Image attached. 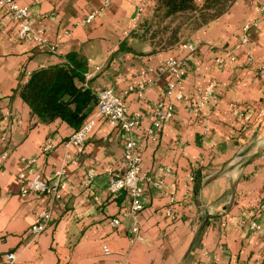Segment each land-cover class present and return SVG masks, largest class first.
<instances>
[{"label": "crops", "instance_id": "1", "mask_svg": "<svg viewBox=\"0 0 264 264\" xmlns=\"http://www.w3.org/2000/svg\"><path fill=\"white\" fill-rule=\"evenodd\" d=\"M11 1L29 10L46 44L18 40L17 24L0 9V264L8 255L13 264H264V0H222L208 11L214 18L187 25L166 48L133 33L136 0ZM152 10L147 0L144 19ZM69 55L86 62L93 94L112 88L138 116L137 128L99 119L77 149L66 146L71 127L31 116L21 88ZM169 59L183 67L182 98H167L173 117L152 130L154 107L172 82ZM210 84L212 97L198 109ZM128 142L147 179L136 237L128 220L110 226L128 200L106 188L109 172H123ZM59 169L66 188L58 200L20 195L19 174L50 181ZM48 211L47 230L34 238V220Z\"/></svg>", "mask_w": 264, "mask_h": 264}, {"label": "built area", "instance_id": "2", "mask_svg": "<svg viewBox=\"0 0 264 264\" xmlns=\"http://www.w3.org/2000/svg\"><path fill=\"white\" fill-rule=\"evenodd\" d=\"M147 0H136L137 18L139 19L146 8ZM1 11L8 16V18L18 26L17 38L20 41H30L37 45H45L46 42L42 38V32L35 30L31 27V15L29 10L25 7H20L11 0H0ZM259 19L264 21V6L258 9ZM93 16L87 18L85 23H90ZM138 21V20H137ZM183 49H187L190 52L194 51L193 46H182ZM55 47H50L51 52H55ZM165 68L170 72L172 76V82L166 88L164 97L160 103L154 107V118L152 121V130H159L166 125L173 117V108L167 103V98L175 95L177 100H181L182 96L176 92V87L182 81L184 72L180 62L169 59L165 63ZM264 79V74H261ZM88 75L85 76V81L88 82ZM87 87L86 84H83ZM142 91L143 87H139ZM214 91V84L208 85L199 101L196 103V107L200 109L203 107L212 97ZM96 98V114L89 118L81 128L76 131L69 141L66 143L67 147H74L81 149L92 130L94 129L96 122L99 119L108 121L112 126L122 130L124 132H130L137 128L139 125L138 116L127 114L125 104L119 99L112 88L107 87L103 90L97 91L95 94ZM52 148L51 141H47L44 144L43 152L46 153ZM123 157V172L113 173L109 172L107 181V192L111 197L125 193L128 200V206L123 211L119 218L113 219L110 222L112 228H117L122 220H128L131 224L130 234L132 237H136L138 234V219L139 213L142 210V193L143 183L147 180L146 176L141 172L140 169V157L137 153L135 145L128 142L124 148ZM31 163V162H29ZM63 170L59 169L53 173L50 181L42 179L40 174H34L28 178L24 173L19 174L18 179L20 182V195L27 197L31 194L38 196H45L49 200L56 201L60 198V194L66 188V182L63 180ZM93 172L88 173V181L94 177ZM51 219V212H43L37 216L34 223L31 226V235L35 238L40 234L44 233ZM251 227L258 229L255 225ZM104 253L108 254V249L104 248ZM7 264L14 263V255L6 256Z\"/></svg>", "mask_w": 264, "mask_h": 264}, {"label": "trees", "instance_id": "3", "mask_svg": "<svg viewBox=\"0 0 264 264\" xmlns=\"http://www.w3.org/2000/svg\"><path fill=\"white\" fill-rule=\"evenodd\" d=\"M151 1V15L147 19H144L145 15L140 17L133 33L141 30V35H145L150 29L162 26L177 16H187V25H204L214 18L208 11L218 7L222 0H205L201 6L195 0ZM179 30L180 27L174 31V41L168 46L178 44ZM87 73L86 62L69 55L62 66L32 73L20 90V100L38 121L45 124L61 122L76 132L90 118L96 104L90 84L85 81ZM121 194L127 198L125 193Z\"/></svg>", "mask_w": 264, "mask_h": 264}, {"label": "rangeland", "instance_id": "4", "mask_svg": "<svg viewBox=\"0 0 264 264\" xmlns=\"http://www.w3.org/2000/svg\"><path fill=\"white\" fill-rule=\"evenodd\" d=\"M188 19L187 16H177V17H173L171 19H169L165 24H163L162 26L159 27H154L152 29L149 30V32L147 31V33L145 34L146 37H144L143 40H149L150 42H154V43H158V46L160 47L161 45L166 48V47H170L168 46V43L173 42V35H174V31L181 27L184 28L185 31L181 32L179 30V32L177 33V38L182 39V37H184L185 35L188 34L187 30H186V26Z\"/></svg>", "mask_w": 264, "mask_h": 264}]
</instances>
